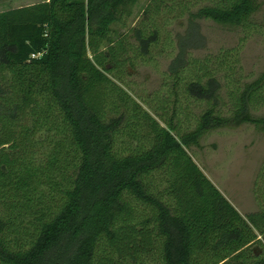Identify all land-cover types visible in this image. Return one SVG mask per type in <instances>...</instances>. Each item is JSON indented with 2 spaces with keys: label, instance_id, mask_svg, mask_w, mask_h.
Masks as SVG:
<instances>
[{
  "label": "trees",
  "instance_id": "1",
  "mask_svg": "<svg viewBox=\"0 0 264 264\" xmlns=\"http://www.w3.org/2000/svg\"><path fill=\"white\" fill-rule=\"evenodd\" d=\"M168 1L116 37L137 0L0 10V264H264V163L243 216L189 151L219 128L264 131V72L246 78L237 47L198 57L182 38L147 108L121 84ZM180 1L189 25L256 27L257 0Z\"/></svg>",
  "mask_w": 264,
  "mask_h": 264
},
{
  "label": "rangeland",
  "instance_id": "2",
  "mask_svg": "<svg viewBox=\"0 0 264 264\" xmlns=\"http://www.w3.org/2000/svg\"><path fill=\"white\" fill-rule=\"evenodd\" d=\"M37 1L0 0V10ZM171 2L175 4L171 14L167 15L163 10L155 19L147 20V23L159 29V40L148 55L149 60H139L135 66L127 67L121 75L122 86L143 107L147 108L144 101L149 100L166 80L168 65L178 52V40L182 38L186 41L185 51L198 57L237 47L239 64L246 78H255L264 72V0H257L258 8L252 16V23L256 27L249 32L241 27L221 25L209 19H198L189 25L187 13L178 16L177 8L184 1H168ZM148 3L149 0H137L125 23L111 26L112 37L124 34L136 26L144 16ZM130 40L133 41L132 38ZM221 93L226 99L224 88ZM190 111L197 113L199 105L191 103ZM257 113H264V106ZM189 151L203 173L240 214L245 216L257 210L254 183L264 163V131L249 123L233 128H219L203 134L198 145L191 146ZM258 238L264 244L263 236L259 235ZM252 247L260 249L259 244H253Z\"/></svg>",
  "mask_w": 264,
  "mask_h": 264
}]
</instances>
